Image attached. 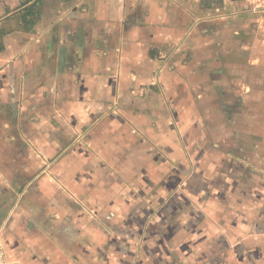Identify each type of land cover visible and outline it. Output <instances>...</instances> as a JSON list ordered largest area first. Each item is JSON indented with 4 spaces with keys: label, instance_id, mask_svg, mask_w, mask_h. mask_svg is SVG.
Masks as SVG:
<instances>
[{
    "label": "crops",
    "instance_id": "crops-1",
    "mask_svg": "<svg viewBox=\"0 0 264 264\" xmlns=\"http://www.w3.org/2000/svg\"><path fill=\"white\" fill-rule=\"evenodd\" d=\"M0 0L4 264H264V0Z\"/></svg>",
    "mask_w": 264,
    "mask_h": 264
},
{
    "label": "built area",
    "instance_id": "built-area-1",
    "mask_svg": "<svg viewBox=\"0 0 264 264\" xmlns=\"http://www.w3.org/2000/svg\"><path fill=\"white\" fill-rule=\"evenodd\" d=\"M5 249L3 247V244L0 243V264H4L5 263Z\"/></svg>",
    "mask_w": 264,
    "mask_h": 264
},
{
    "label": "trees",
    "instance_id": "trees-1",
    "mask_svg": "<svg viewBox=\"0 0 264 264\" xmlns=\"http://www.w3.org/2000/svg\"><path fill=\"white\" fill-rule=\"evenodd\" d=\"M208 1H209V0H205V2H204L205 5H208V4H209ZM218 1H223V0H218ZM232 1H236V0H232Z\"/></svg>",
    "mask_w": 264,
    "mask_h": 264
}]
</instances>
